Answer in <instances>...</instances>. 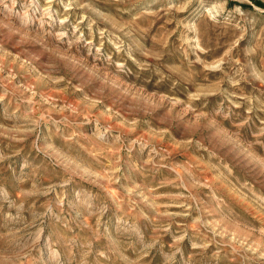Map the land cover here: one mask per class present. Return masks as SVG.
<instances>
[{
	"label": "rangeland",
	"instance_id": "rangeland-1",
	"mask_svg": "<svg viewBox=\"0 0 264 264\" xmlns=\"http://www.w3.org/2000/svg\"><path fill=\"white\" fill-rule=\"evenodd\" d=\"M0 264H264V5L0 0Z\"/></svg>",
	"mask_w": 264,
	"mask_h": 264
},
{
	"label": "trees",
	"instance_id": "trees-1",
	"mask_svg": "<svg viewBox=\"0 0 264 264\" xmlns=\"http://www.w3.org/2000/svg\"><path fill=\"white\" fill-rule=\"evenodd\" d=\"M255 2H256L258 5H260V6H263V5H264L263 2H261V1H259V0H255Z\"/></svg>",
	"mask_w": 264,
	"mask_h": 264
}]
</instances>
